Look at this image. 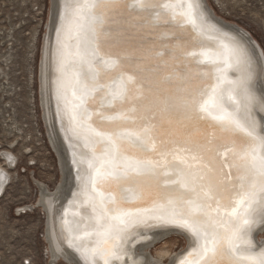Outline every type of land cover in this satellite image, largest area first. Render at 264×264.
Wrapping results in <instances>:
<instances>
[{"label": "snow or ice", "instance_id": "snow-or-ice-1", "mask_svg": "<svg viewBox=\"0 0 264 264\" xmlns=\"http://www.w3.org/2000/svg\"><path fill=\"white\" fill-rule=\"evenodd\" d=\"M201 7L61 6L57 98L88 153L73 154L81 184L69 204L82 223L65 209L61 228L85 264H143L128 247L139 228L185 232L178 264H264V246L252 241L264 226V124L253 115L255 105L264 112V96L250 88L257 65L244 38L209 26Z\"/></svg>", "mask_w": 264, "mask_h": 264}, {"label": "rangeland", "instance_id": "rangeland-1", "mask_svg": "<svg viewBox=\"0 0 264 264\" xmlns=\"http://www.w3.org/2000/svg\"><path fill=\"white\" fill-rule=\"evenodd\" d=\"M209 2L219 17L249 32L264 52V0ZM49 6V0H0V166L10 175L0 197V264H65L51 259L44 214L37 204L36 183L53 191L61 176L38 93L39 50ZM3 152L14 156L12 167ZM22 207L31 210L22 214ZM182 245L176 236L152 253L158 261L168 260Z\"/></svg>", "mask_w": 264, "mask_h": 264}, {"label": "bare ground", "instance_id": "bare-ground-1", "mask_svg": "<svg viewBox=\"0 0 264 264\" xmlns=\"http://www.w3.org/2000/svg\"><path fill=\"white\" fill-rule=\"evenodd\" d=\"M65 0H49L50 9L48 13V23L45 27L44 37L41 39L39 50V71H38V90H39V105L42 113V120L45 126L46 135L53 152L58 157L59 169H60V181L57 187L50 191L46 186L35 183L40 190L38 198V207L42 209L45 226H46V240L49 246V251L52 255V261L57 263V260L62 261L65 264H72L69 260L68 253L71 252L74 257L75 264H85L84 259L76 253L74 250L69 249L64 242L63 232L61 228V221L65 219V209H68L69 215L67 219L73 223L81 222L79 217L71 215L76 210L74 204L70 205L69 201L74 199L73 193L77 192L80 188L81 182L77 179L78 172H74L77 165L73 164L74 153L77 157L84 152V145L82 141L76 138L73 141L79 144L73 143L74 150H70L68 143L65 140L64 130L66 127L65 112L61 111L60 103L57 98V88L59 85L60 73L58 71L59 56L55 50L58 48L57 44V28L60 27V12L61 6ZM201 4V11L204 14V18L209 26H214L220 33H229L243 37L246 41L247 47L251 50L255 57V63L257 65L255 77L250 84L251 90L257 96H264V52L258 42L252 37V35L239 26L236 23L226 21L219 17L214 6L211 5L209 0H198ZM219 7V6H218ZM2 70V69H1ZM3 71V70H2ZM233 78L237 75L234 72L229 74ZM68 92H62V96H67ZM237 97L241 99L243 103V96L240 91L236 93ZM227 106L231 108V104L225 101ZM58 107L60 109L58 113ZM253 115L258 119L261 124H264V112H261L259 105L253 107ZM241 117H244V112H241ZM21 131L20 129H18ZM72 141V142H73ZM53 153V154H54ZM85 155V153H84ZM3 158L6 160L7 165L12 167L15 164V158L7 152L2 153ZM11 157V160L8 159ZM86 170L85 165L80 166V172ZM58 174V177H59ZM9 173L2 166H0V194L4 191L6 183L9 179ZM31 208L22 207L19 211L23 213L29 212ZM81 211L87 212V209ZM261 211L257 206L255 213ZM179 237L183 240V245L175 253H173L167 260L158 261L152 253L158 244H164L166 240L174 237ZM146 237V239H145ZM252 241L258 247L264 246V226H257L252 232ZM128 247L139 258H143V264H176L181 259L182 255L189 250L188 237L185 232L176 228H169L162 235H160L159 229L139 228L133 231L132 242ZM167 260V261H166ZM119 264V262H116Z\"/></svg>", "mask_w": 264, "mask_h": 264}, {"label": "water", "instance_id": "water-1", "mask_svg": "<svg viewBox=\"0 0 264 264\" xmlns=\"http://www.w3.org/2000/svg\"><path fill=\"white\" fill-rule=\"evenodd\" d=\"M151 38H152V37H150V39H151ZM158 39L160 40V42H161L162 44H166V43H167V40H166V39H163L162 37H158ZM159 50L162 51V52H164V53H165V57L167 58V56H168L167 49L164 48V47H160ZM230 73H231V72H230ZM230 73H229V74H230ZM66 95H67V96H70V92H68V94H66ZM67 96H64V97H67ZM60 107L62 108L61 111H64V105H63V102L60 103ZM64 112H65V111H64ZM62 117L65 118L64 120H65V123H66V127H65V130H64L65 140H66V143H68V146H69L70 150L73 152V150H74L73 143H77V144H79L80 140L77 141V142H74V141H73V140L76 139V138L72 135V132H71V130H70L71 125H70V122H69V120H68V117H67L66 112H65V116H62ZM72 141H73V142H72ZM83 150H84L83 152L85 153V155H87V154H88V153H87V149L84 148ZM84 153H83V154H84ZM85 167H86V165H85ZM76 171L78 172V168H76V169L74 170V172H76ZM184 254H186V252H185ZM184 254H183V255H184ZM183 255H182L181 258H183ZM176 264H178V261L176 262Z\"/></svg>", "mask_w": 264, "mask_h": 264}, {"label": "built area", "instance_id": "built-area-1", "mask_svg": "<svg viewBox=\"0 0 264 264\" xmlns=\"http://www.w3.org/2000/svg\"><path fill=\"white\" fill-rule=\"evenodd\" d=\"M2 194H3V192L0 194V197H2ZM21 213L24 214L23 211H21ZM24 264H29V262L26 261V262H24Z\"/></svg>", "mask_w": 264, "mask_h": 264}]
</instances>
